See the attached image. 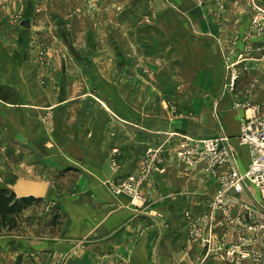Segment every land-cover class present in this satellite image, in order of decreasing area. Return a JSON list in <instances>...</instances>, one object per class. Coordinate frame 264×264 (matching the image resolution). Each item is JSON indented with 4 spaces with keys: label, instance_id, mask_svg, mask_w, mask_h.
<instances>
[{
    "label": "crops",
    "instance_id": "crops-1",
    "mask_svg": "<svg viewBox=\"0 0 264 264\" xmlns=\"http://www.w3.org/2000/svg\"><path fill=\"white\" fill-rule=\"evenodd\" d=\"M161 1L150 6L146 15L150 27L156 24L158 31V37L150 38L154 42L151 50H159L162 70L169 57L177 64L166 73L115 71L112 100H106L103 92L87 90L86 85L71 90L69 85L57 89L48 81L41 85L36 80L40 70L29 76V60L22 52L23 37H19L24 9L6 2L0 5V124L17 127L13 136L29 142L33 149L22 160L23 169L5 171L50 183L60 172L77 175L71 179L70 196L62 202L67 216L61 232L41 236L32 243L30 237L34 236L22 235L21 240L19 236L16 250L8 249L10 234L1 233L7 243L1 249L9 252L2 253L0 264H16L18 261L10 259L16 258L12 253L22 255L21 264L29 263V255H40L41 249H69L68 253L82 249V254H75L82 258L81 264H93L95 254L97 264H226L221 260L224 246L237 241L246 226L262 216L264 192L252 184L235 197L228 213L213 208L211 201L218 192L223 169L208 172L203 164H185L177 159L176 146L185 137L229 134L240 168L246 169L249 151L238 142L237 135L245 104L264 103V33L255 39L263 48L249 55L250 73L221 97L223 53L233 44L238 27L226 24L210 5L197 6L195 15H190L194 21L188 22L185 8H177L184 14L182 21L167 20L173 9ZM185 2L177 0L179 6ZM247 42L238 40L235 50ZM138 78H144L143 88ZM173 78L177 79L171 82ZM35 83L38 85H32ZM135 93H143L145 100H137ZM47 115L51 119L50 138L43 131L42 119ZM155 156L163 171L153 172L142 185L141 199L132 202L127 193L112 190L111 182L137 175ZM113 157L118 168L113 167ZM41 163L48 167L50 176L37 172ZM253 211L256 215H251ZM196 230L215 236L214 246L206 247L196 238ZM44 237L50 245L43 242ZM249 248L263 254L262 261L249 263L264 264V242ZM122 255H128L125 262L120 261ZM37 259L40 256L30 262Z\"/></svg>",
    "mask_w": 264,
    "mask_h": 264
},
{
    "label": "rangeland",
    "instance_id": "rangeland-1",
    "mask_svg": "<svg viewBox=\"0 0 264 264\" xmlns=\"http://www.w3.org/2000/svg\"><path fill=\"white\" fill-rule=\"evenodd\" d=\"M156 1L162 3L161 0ZM156 1L1 0L0 5L6 2L15 8L18 6L23 7L25 13L23 12L21 17L23 20H30L29 26L21 25L19 34V37L21 35L23 37L22 45L24 50L22 52L26 54L27 60H29L26 61L29 69L28 73H30L29 76L33 75L34 70H40L41 74L36 80L41 85H45L48 81V85L53 87L54 83V86L60 90L66 89L68 85L70 90L73 86L78 88V85H86L85 88L87 90H92L93 93L103 92L107 95L105 96L106 100H112L114 99L115 71L135 69L141 72L151 70L156 73L157 70L166 73V70L168 72L172 71L173 63L177 64L175 58L169 57L163 63L165 70H162L159 50H156V48L155 51L151 50L154 48V42H150V38L153 35L155 38L158 37V31L156 24H152L155 27H150L146 15L150 13L149 7L156 5ZM163 1L165 5L173 9V12L168 14L167 20L182 21L185 14L184 16L187 17L188 22L194 21L190 15H195L197 6L210 5L215 7L213 9L214 12L218 11L219 15L224 17L226 24H230L233 28L238 27V30L234 33L233 44L225 48L223 53L225 77L221 97L228 91L226 89V80L228 74L227 66L230 62L234 63V68L239 71L238 81L243 75L250 73L249 69L252 67L248 65L249 55L263 48L256 43L257 40L255 39L260 37L258 35L264 33V0H186L184 6H179L177 0ZM177 8H181V11L185 8L186 12L183 11V14ZM220 21L223 22V20ZM151 31L152 33L149 35L148 33ZM240 39L248 42L245 43L242 49L235 50V44ZM35 59L37 60L34 63ZM156 79L160 78H155V81ZM176 79L169 80L172 82V80ZM138 82L140 83V88H143L144 78H138ZM32 85L37 86L38 84ZM142 92H144V89ZM158 95L162 96L161 93H158ZM135 97L139 101L145 100L143 93H135ZM142 112L144 111L142 110ZM42 122L45 136L50 138L48 133L51 122L50 117L47 115L45 119H42ZM11 129H14V132ZM16 129L17 127L15 126L9 128L6 125L2 127L0 124V188L4 187L1 178L3 172L7 169L16 171L23 169L24 166H21L23 164L22 160L26 159V155L33 152L29 142L20 141L16 138V135L13 136V134L17 133ZM180 143L181 141L176 146L177 150ZM47 168L46 165L41 163L37 172L40 174L47 173ZM142 172L137 173V175L142 174ZM153 172L162 171L153 170L146 181H148ZM47 176H50V174L47 173ZM75 176H77L75 173L62 174V172L58 176L53 175L47 195L39 200L27 203L20 216L18 228L14 230L4 229L1 232H5L7 235L10 234L9 237L12 238L8 244V249L16 250V240H18L19 236L20 240L23 236H34L30 237L32 238L30 243H32L41 236L50 237L51 234H59L61 232L64 226L63 220L67 216L62 202L66 197L70 196L69 186L72 183V177ZM59 185H62V188H59ZM22 225L23 227L21 228L20 226ZM19 230L24 231L23 233L21 231L18 233ZM1 233L0 256L2 253L7 255V252H9L7 249H1L3 244H7L5 242L6 237L1 236ZM25 240V243H29L27 239ZM202 240L203 244L208 247L209 242ZM43 242L50 245V240L47 237L43 238ZM68 250L41 249L42 253L40 255L39 253L29 255L26 259L29 263L26 264H39L38 260L40 264H81L82 258L79 257L80 255L75 254L78 251H81L80 254H82V249H74L73 253H68ZM122 250L127 251V249ZM71 253L73 254L72 256ZM12 254L16 258L10 257V259H15V261H18L16 264H21L22 255L20 253ZM74 255L75 261L72 260ZM39 256L40 259L30 262L32 258H39ZM127 256L122 255L120 261L125 262ZM97 258L96 254L93 255L92 262H90L97 264ZM86 262L88 261H84L85 264H87Z\"/></svg>",
    "mask_w": 264,
    "mask_h": 264
},
{
    "label": "built area",
    "instance_id": "built-area-1",
    "mask_svg": "<svg viewBox=\"0 0 264 264\" xmlns=\"http://www.w3.org/2000/svg\"><path fill=\"white\" fill-rule=\"evenodd\" d=\"M234 63L227 66L226 89L234 90L237 86L239 71ZM245 115L240 123L237 140L248 148L250 160L245 170L240 168L238 158L230 145L231 138L220 134L208 138L185 137L177 150V159L190 166L204 165L208 172L223 169L219 177V189L211 201L213 208H220L228 213L235 202V197L241 195L252 184L264 192V103H246ZM117 151V150H115ZM113 167L118 168V161L113 157ZM158 157H152L140 175L130 174L120 182H111L112 190L117 193H127L132 202L142 198L141 187L155 171H163L158 163ZM256 211L251 212V215ZM207 215H205V218ZM211 218V216H208ZM196 238L214 245L216 237L211 234L196 233ZM248 232V233H247ZM250 236H248L249 233ZM214 239V241H213ZM264 242V212L255 222L246 226L237 241L224 246L222 259L226 264H250L249 261L260 262L263 254L250 251L253 245Z\"/></svg>",
    "mask_w": 264,
    "mask_h": 264
},
{
    "label": "trees",
    "instance_id": "trees-1",
    "mask_svg": "<svg viewBox=\"0 0 264 264\" xmlns=\"http://www.w3.org/2000/svg\"><path fill=\"white\" fill-rule=\"evenodd\" d=\"M41 198L34 196L18 197L9 187L0 188V233L4 229L14 230L18 228L20 216L28 202Z\"/></svg>",
    "mask_w": 264,
    "mask_h": 264
},
{
    "label": "water",
    "instance_id": "water-1",
    "mask_svg": "<svg viewBox=\"0 0 264 264\" xmlns=\"http://www.w3.org/2000/svg\"><path fill=\"white\" fill-rule=\"evenodd\" d=\"M22 25L29 26L30 20L22 21ZM3 185L11 188L18 197L34 196L36 198H43L47 195L50 188L48 180L21 176L12 171H5L2 174Z\"/></svg>",
    "mask_w": 264,
    "mask_h": 264
}]
</instances>
